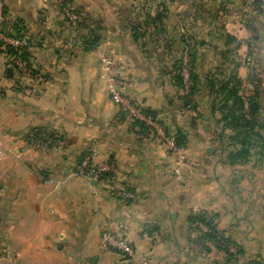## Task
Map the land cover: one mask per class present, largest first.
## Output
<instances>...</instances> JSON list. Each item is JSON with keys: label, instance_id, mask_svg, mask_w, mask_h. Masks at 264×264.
Here are the masks:
<instances>
[{"label": "crops", "instance_id": "1", "mask_svg": "<svg viewBox=\"0 0 264 264\" xmlns=\"http://www.w3.org/2000/svg\"><path fill=\"white\" fill-rule=\"evenodd\" d=\"M0 1L37 41L31 49L37 71L21 88L0 53V236L10 242V251H102L99 235L107 229L124 235L135 254L122 261L102 253L101 263L245 264L257 259L264 264V151L258 154L263 170L249 181L252 189L245 195L237 188L246 183L242 165L216 150L209 127L193 118L195 111H204L209 93L201 77L226 61L232 36L242 56L239 71L255 73L256 99L264 106V19L254 12L255 0H220L225 10L218 29L186 24L204 36L193 56L191 99L193 105L201 101L193 110L183 107L173 83L176 53L168 49L176 47L173 41L146 42L149 53L138 54V43L119 39L120 31L108 27L94 51L76 48L73 53L63 43L59 22H50L57 16L51 0ZM177 21L165 28L179 32ZM104 48L122 49L134 81L131 96L162 117L171 134L186 133L181 181L163 145L116 117L105 84L100 86ZM63 139L65 147H59ZM86 150L94 164L112 163L116 172L91 185L73 178L71 167ZM110 184L132 190L136 198L120 202L109 195ZM200 211L217 214L218 230L243 250L237 261L227 262L212 244L209 251H198V233L187 219Z\"/></svg>", "mask_w": 264, "mask_h": 264}, {"label": "rangeland", "instance_id": "2", "mask_svg": "<svg viewBox=\"0 0 264 264\" xmlns=\"http://www.w3.org/2000/svg\"><path fill=\"white\" fill-rule=\"evenodd\" d=\"M50 2V7L52 6V8H55L52 9V11L54 13H57V16L53 15L50 22H53V20L59 22V25H61V27L63 28V43L65 45L69 44L70 49H72L73 53L76 48L77 52L91 50L94 51L96 43L99 41V39L102 38V31L105 28L108 29V27H113L115 28V31H120L119 35H117V33L115 34L119 37V39L125 41L129 39L133 42L138 43V46H140L136 49V52H138V54L140 53L146 55L147 53H149L151 48H146V42H158L162 39L168 42L173 41V46L174 44H176V47L168 49L174 54L176 53V60H180L183 46L185 45L187 40L193 39L195 41L196 46L194 49L196 50V47L200 46V39L204 37L201 33L199 34V32L188 28L186 24H191L192 26L194 25V27H197L194 23L199 22L200 26L201 24H204L206 26L209 25L210 27H212V29H214V27L216 26V29H218L220 27L218 26V23H220V13L224 12L225 10V6L222 4V2H220V0H176V2L175 0H51L49 1V3ZM0 3L5 8L4 3H2L1 1ZM5 9V21L10 24L11 21L17 18L13 17L8 12L7 8ZM177 10H180L183 16L178 15V17H175L178 14ZM66 12L76 15L77 18L71 20L66 15ZM185 13H187L186 16L184 15ZM43 14L44 13H40V17H43ZM261 17L264 19V16ZM48 18H50L49 15ZM176 20H178L177 25H181V29L179 30V32H170L169 30H167V28H165V26L172 27L174 23H176ZM33 39V44L31 45H35L37 43L34 36ZM233 40L234 38L232 36L229 42L230 48H227L224 51L226 61L218 66L215 65L214 68H212V71L213 69L215 71L214 74L210 73L211 77L210 74L207 73H204L201 77L203 80H201L200 84L209 93L208 95H206L207 97H204V99L206 100L204 111H195L196 116H193V118L201 119L205 122V125L209 127L211 142H215L214 144L217 145L216 150L220 152L226 151L228 153H234L239 151L241 149L239 141L244 138V135L248 136L250 134V131L253 130V133L251 132L249 136V139L251 141L250 144H252L250 157L246 161H235L237 162L236 164L242 165L241 167L243 168H241L240 172H242L243 175L242 179L246 181L244 185L241 184V186H237V188L240 191L244 192L245 195H249V192L252 189L249 181H251L252 178L256 175V172L260 173L263 170V161L262 158L258 156V154H262V152L264 151V144H261L260 139L258 140V138L260 137L264 140V106L259 100L256 99L259 97L257 96V90L259 86H257L256 83L258 81L255 80V73L251 72L250 68H248L244 72V74L239 71L240 63L237 61V59L242 56H240L241 54L239 55V53L237 52L238 48H236V43L233 42ZM32 47L33 46L29 48L28 52L30 53V64L32 66L33 75L34 72L37 71V67L35 66L36 63L32 55ZM215 47L218 48V45H215ZM101 53L111 55L115 59L117 66L122 74L132 79L130 77V74L128 75V72L126 71L121 48H104L101 50ZM101 53L99 55H101ZM134 53L135 52H133V54ZM216 63L218 64V60ZM14 73L19 80L18 82L21 83V85H19L18 83V86H20V88L24 87L26 85H24V83H26L25 79H28V77L30 78V76L27 77L26 75H21L17 71H14ZM99 73L101 75L100 78L103 81V85L101 83L100 86L101 88H104L105 80L100 71V68ZM248 83H251L254 88L253 95L250 96V98H247L243 95V88L246 87ZM105 90L107 92L106 84ZM227 90L232 91V94L229 91L227 92ZM234 90L237 91V96L243 102L242 109L235 107ZM178 97L180 99V97H182V94ZM252 98L256 99L255 105L258 106V112L254 114L255 116L251 115L250 106L248 103V101ZM134 100L144 105V103L136 99ZM190 102V108H192L190 110L201 106V101L199 100L198 102L195 101L194 105L192 104L193 99H191ZM112 106L117 111L116 117L120 121H127L119 114L118 109L114 105ZM156 117L160 122V125L165 128L168 134L175 135L169 132L167 126L164 124V120L162 117H158V115H156ZM237 119H244V121H246L247 123L255 122V126L252 130H249L247 128H244V126L241 124V121H238V124L241 126H235L234 128V124L236 123ZM127 122L131 123L130 121ZM231 122L232 124H230ZM131 124L134 125L133 123ZM147 134L149 135V138L158 141L165 147L166 151L169 152L167 147L156 139V135L153 132L150 131L147 132ZM58 138L59 137H57V140ZM57 145L59 147H65L64 139L59 140L57 142ZM87 153L91 154L92 156L91 151H84L77 159L75 166L71 167V170L73 172V178L78 177L83 182H86V184L91 185V183L81 178L77 174L78 167L81 162L80 158L82 157V155ZM112 187L113 185H108V188ZM113 188L117 189L116 187ZM109 195L111 194L109 193ZM197 226L200 230H203V225ZM204 229L206 230L205 226ZM104 231L109 230L104 229L99 235V245L102 251H50V253L48 254H45L44 251H10V242L0 236V264H110L108 261L104 263H101L100 261V255H102V253L109 252L113 253L114 255H118V257H120L122 261H128L124 259L125 257H127V255H122L118 251L109 247H105L103 245L101 237ZM112 233L116 237L125 240L129 243V245H131L130 241L124 235H119L115 232ZM197 246L198 251H205L204 247H202L201 244H198ZM132 249L133 254L130 255V259L135 254L133 247Z\"/></svg>", "mask_w": 264, "mask_h": 264}, {"label": "built area", "instance_id": "3", "mask_svg": "<svg viewBox=\"0 0 264 264\" xmlns=\"http://www.w3.org/2000/svg\"><path fill=\"white\" fill-rule=\"evenodd\" d=\"M256 1L257 4L254 12L264 16V0ZM66 13L71 20L77 18L76 15L69 14V12ZM31 43L32 40H30L29 34H26V37L20 38L14 32L12 26L5 22L3 5L0 3V53L6 58L8 68L27 77L31 76L33 71L30 58L26 59L21 54L28 52ZM195 46V41L189 39L186 41L181 52L179 75L182 79V88L180 91L183 96L190 95V90L193 85L192 70ZM99 68L105 80L108 97L112 105L118 109L119 114L127 121L133 124H143L149 132L151 131L156 135L157 140L167 147L174 158L172 173L178 181H181V166L185 163L186 156L183 149L176 145L174 135L168 134L165 128L160 125L157 117L148 114L146 107L132 98L131 92L134 89V81L122 74L115 59L111 55L105 53L100 55ZM243 89V95L247 98L253 95L254 88L251 83H248ZM115 172L116 168L112 163L94 164L91 154L87 153L81 159L77 174L89 183H92L100 181L108 174ZM108 191L111 196L124 203L131 202L136 198L134 192L129 189L120 190L112 187L108 188ZM197 225L202 226L201 224ZM202 229V231L205 230L204 226ZM101 239L105 247L114 249L122 255L130 256L133 254L132 246L125 240L116 237L112 232L104 231ZM227 249L237 259L240 257L237 254V248L235 246L227 245Z\"/></svg>", "mask_w": 264, "mask_h": 264}, {"label": "trees", "instance_id": "4", "mask_svg": "<svg viewBox=\"0 0 264 264\" xmlns=\"http://www.w3.org/2000/svg\"><path fill=\"white\" fill-rule=\"evenodd\" d=\"M255 3L257 4L256 0H255ZM5 14H6V9L4 8L3 15L5 16ZM5 22L8 24L7 21H5ZM10 25L12 26L14 32L16 33V35L18 37L23 38V37H26V34H29L30 40H32V41L34 40L33 35L28 31L23 20L15 19V20L10 22ZM31 44H33V42ZM31 46H34V45H31ZM21 55L26 59L30 58L29 52H24ZM7 69L12 71L10 68H7ZM173 70H174L173 83L178 89H181L182 88V79L180 78V75H179V71H180V60L179 59L175 60ZM32 73H33V71H32ZM194 80H195V78L192 75L193 85H194ZM193 85H192V88L190 90L189 96L183 97V95H182V97H180V100L182 101V105L184 108H188V107L190 108L191 107L190 101H191V97H192L193 92H194ZM228 91L229 90H227V92ZM234 91H235V93H234L235 107L242 109L243 102L237 96V91L236 90H234ZM229 92H231V94H232V91H229ZM248 103L250 106L251 115L255 116L254 114H256V112H258V106L255 105L256 99L252 98L251 100L248 101ZM146 110H147L148 114H150L154 117L156 116L155 113L152 112L150 109H146ZM238 121H241L242 122L241 124L244 126V128H247L249 130H252L253 127L255 126V122L247 123L246 121H244V119H241V120L237 119L236 123L234 124V128H235V126L236 127L241 126L238 124ZM230 124H232V122ZM134 126L136 128H138L139 132H141V133L149 132L148 129L141 123H135ZM251 132L253 133V130L250 131V134H251ZM250 134L248 136L244 135V138H242V140L239 141V143L241 145V149L239 151L234 152V153H229L228 160L230 163L234 164V163H237L235 161H239V160L246 161L250 157L251 145H252V144H250L251 141L249 139ZM174 137L176 140V145L183 149L186 145V133L183 130H178L175 133ZM259 139H260L261 144H264V140L260 137L258 138V140ZM84 155H82L80 160L84 157ZM187 220L189 222L190 229L198 232L197 242L200 243L202 245V247H204L205 251H209L210 249L208 247V244H212L217 250H219L225 254L227 262L237 261V257H234L231 253H229V251L227 249V245L235 246L237 248L238 256L242 254L243 250L234 240H232L229 236H225V234L223 232L218 230V228H217V214L209 213L206 211H200L196 214H192V215L188 216ZM197 224H201V225L205 226L207 230L203 232L202 230H200L198 228ZM245 264H262V263H261V261H259L257 259H250V260L246 261Z\"/></svg>", "mask_w": 264, "mask_h": 264}, {"label": "water", "instance_id": "5", "mask_svg": "<svg viewBox=\"0 0 264 264\" xmlns=\"http://www.w3.org/2000/svg\"><path fill=\"white\" fill-rule=\"evenodd\" d=\"M124 259H125V260H129V259H130V256H127V257H125Z\"/></svg>", "mask_w": 264, "mask_h": 264}]
</instances>
